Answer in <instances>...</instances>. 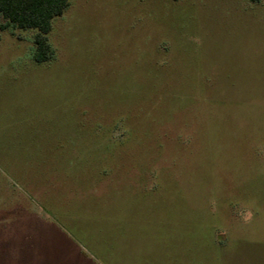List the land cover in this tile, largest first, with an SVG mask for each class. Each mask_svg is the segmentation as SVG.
Wrapping results in <instances>:
<instances>
[{"label":"rangeland","instance_id":"obj_1","mask_svg":"<svg viewBox=\"0 0 264 264\" xmlns=\"http://www.w3.org/2000/svg\"><path fill=\"white\" fill-rule=\"evenodd\" d=\"M34 34L0 28V264H264V0H68L43 63Z\"/></svg>","mask_w":264,"mask_h":264},{"label":"trees","instance_id":"obj_2","mask_svg":"<svg viewBox=\"0 0 264 264\" xmlns=\"http://www.w3.org/2000/svg\"><path fill=\"white\" fill-rule=\"evenodd\" d=\"M68 6V0H0V16L5 21L0 26L33 30V60L37 63L49 61L54 53L48 40L54 18L60 16Z\"/></svg>","mask_w":264,"mask_h":264}]
</instances>
